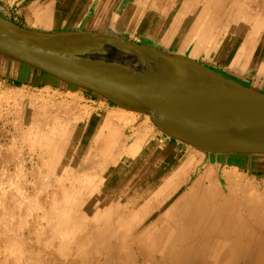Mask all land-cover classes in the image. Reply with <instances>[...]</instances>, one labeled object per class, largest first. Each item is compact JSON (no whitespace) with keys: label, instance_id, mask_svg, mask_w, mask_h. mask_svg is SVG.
<instances>
[{"label":"bare ground","instance_id":"obj_1","mask_svg":"<svg viewBox=\"0 0 264 264\" xmlns=\"http://www.w3.org/2000/svg\"><path fill=\"white\" fill-rule=\"evenodd\" d=\"M37 4L0 13V264H264V0Z\"/></svg>","mask_w":264,"mask_h":264},{"label":"crops","instance_id":"obj_2","mask_svg":"<svg viewBox=\"0 0 264 264\" xmlns=\"http://www.w3.org/2000/svg\"><path fill=\"white\" fill-rule=\"evenodd\" d=\"M38 0H0V13L1 14H3V15H6L7 16V14H6V9H5V7L7 8V9H9V8H11L12 10H13V13L14 14H16V16L17 17H19V19H20V21L19 22H16V21H14V22H16V23H18V24H23L24 25V23H25V16H26V13H27V10H28V7L30 6V5H32V6H37L38 4ZM28 5V6H27ZM5 13V14H4ZM52 15L53 14H49V16L50 17H48V19H47V22H46V26L48 27V30L49 31H66V30H73V31H75V30H77L78 29V27H77V24H75V23H71L70 25H64L63 23H57V24H55L54 23V21H51V17H52ZM83 19H85L84 20V22L85 23H87L88 22V25H90V23H91V19H90V17H88V16H83L82 17ZM51 24V25H50ZM57 27H56V26ZM120 25V22L119 21H117V22H112V24H111V26H114V31H115V29H119V31L118 32H115V33H117V35H119V36H122V37H124V38H128V40L130 39V40H132V41H135V42H140L141 43V40H144V41H151V40H145V39H141L140 37H139V34H137L136 32H134V35L131 33L130 34V32L128 31V30H125L124 28V25L122 26H119ZM65 27V28H64ZM163 27V30H162V32H164V31H167L166 29H167V22L165 23V25L164 26H162ZM40 29V28H39ZM58 29V30H57ZM119 33V34H118ZM121 34V35H120ZM151 42H153V41H151ZM234 55H237L236 53L234 54ZM219 56V58H222L223 57V59H225V58H227V56L225 55V54H219L218 55ZM200 61L202 62V63H204V59L203 58H201L200 59ZM223 60H221L220 61V63L222 62ZM206 62V61H205ZM207 63H211V62H208L207 61ZM212 64V63H211ZM215 66H217L216 64H217V62H215V63H213ZM219 66V68L222 70V71H224V72H228L230 69H228V68H223V65H218ZM230 71H233V70H230ZM3 82V83H2ZM0 83H2V84H7V80H5V81H0ZM156 135V133L155 134H153V136H155Z\"/></svg>","mask_w":264,"mask_h":264},{"label":"rangeland","instance_id":"obj_3","mask_svg":"<svg viewBox=\"0 0 264 264\" xmlns=\"http://www.w3.org/2000/svg\"><path fill=\"white\" fill-rule=\"evenodd\" d=\"M5 9H6V14H7V17L9 18V19H11L12 21H16V22H19L20 21V19H19V17H17L16 16V14H14L13 13V10L11 9V8H9V9H7L6 7H5ZM23 25V24H22ZM25 25V24H24ZM126 39H128V38H126ZM135 42V41H134ZM137 43H139V42H137ZM215 66V65H214ZM216 68L217 69H220L218 66H216ZM24 157H26V158H28V155L27 154H24ZM25 163V162H24ZM26 164V166H28V164H27V162L25 163ZM262 176H264V175H262ZM24 236V235H23Z\"/></svg>","mask_w":264,"mask_h":264},{"label":"water","instance_id":"obj_4","mask_svg":"<svg viewBox=\"0 0 264 264\" xmlns=\"http://www.w3.org/2000/svg\"><path fill=\"white\" fill-rule=\"evenodd\" d=\"M71 57H74V59L75 58H83L84 62H86V63L90 62L89 60L86 59L87 57L80 55V53H77V52H73ZM84 62H81L82 64L81 63H78V64H80V66H84V65H86ZM92 87H96V86H92Z\"/></svg>","mask_w":264,"mask_h":264}]
</instances>
